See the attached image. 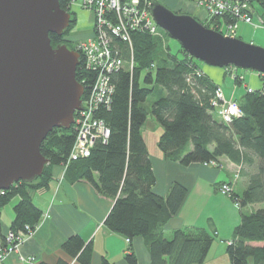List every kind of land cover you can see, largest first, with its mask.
I'll use <instances>...</instances> for the list:
<instances>
[{"label": "trees", "instance_id": "16d2710c", "mask_svg": "<svg viewBox=\"0 0 264 264\" xmlns=\"http://www.w3.org/2000/svg\"><path fill=\"white\" fill-rule=\"evenodd\" d=\"M248 3L253 15L257 8L260 10L258 17L262 20L264 0ZM58 4L69 11V0H58ZM212 22L201 23L211 29ZM49 38L52 45L59 41L54 35ZM132 45V70L125 66L111 75L114 90L109 107L101 108L95 115L107 126L108 138L95 140L89 157L67 163L75 128L54 129L39 148L49 161L42 175L0 192V213L18 198L7 233H3L0 223V253L36 230L42 211L33 204L31 194L48 187L54 167H64L66 182H84L98 195L112 200L104 226L129 242L143 239L149 264H202L214 240L205 229L183 227L174 230L170 238L164 236V226L178 213L187 190L172 183L164 197L153 192L156 180L142 136V128L150 117L162 129L156 146L165 159L189 166L216 165L225 158L237 166L234 178L244 181L242 193L234 194L229 183L219 185H228V198L241 212L226 255L229 264H264V75H258L259 90L246 91L234 101L242 116L226 124L213 105L218 86L201 72L196 60L180 47L176 54H171L169 48L168 52H161L159 41L145 33L132 35ZM118 48L123 59H129L126 48L122 44ZM239 78H234L237 84L242 82ZM75 79L84 88V99L92 80L83 72L81 58ZM150 98L152 101L148 102ZM254 205L260 207L243 212ZM9 233L13 237L10 242L6 237ZM61 250L77 264L91 263V244L78 235L65 240ZM124 260L136 264L131 248Z\"/></svg>", "mask_w": 264, "mask_h": 264}, {"label": "water", "instance_id": "95a60500", "mask_svg": "<svg viewBox=\"0 0 264 264\" xmlns=\"http://www.w3.org/2000/svg\"><path fill=\"white\" fill-rule=\"evenodd\" d=\"M153 22L192 59L264 75V48L206 28L189 14L150 4ZM69 14L58 0H0V192L42 175L49 161L39 151L54 129L69 130L84 88L75 79L79 54L62 37Z\"/></svg>", "mask_w": 264, "mask_h": 264}, {"label": "crops", "instance_id": "0c3cea01", "mask_svg": "<svg viewBox=\"0 0 264 264\" xmlns=\"http://www.w3.org/2000/svg\"><path fill=\"white\" fill-rule=\"evenodd\" d=\"M202 73L206 75L203 71ZM206 73L209 74L208 71ZM206 76L214 83L208 75ZM240 77L242 81L248 80L250 86L256 87V90L261 88L253 76L249 79L246 75ZM257 77L259 79V76ZM224 96L228 101H237L234 98L229 99L228 94ZM155 130L158 135L154 137L155 143L150 151L145 134L146 131ZM159 131L151 120L142 128V136L156 180L153 192L164 197L172 183H179L187 190L178 213L164 226V236L170 238L174 230L183 227L203 228L214 240L202 264H229L226 248L232 240L234 228L240 222L241 212L230 198L219 194L218 187L220 184L229 183L234 194L242 193L244 181L234 178L237 166L225 158L220 159L216 165L181 166L171 162L157 149L156 144L161 134ZM31 199L42 211L40 222L29 237L4 256L1 264H77L61 250L63 242L73 235H78L86 244H91L90 264H128L124 256L129 248L136 258V264H149L143 239L138 237L127 243L126 238L108 231L104 226L112 200L98 195L84 182H66L62 167L52 169L48 187L33 192ZM17 201L18 198H14L6 210L1 209L0 223L3 233L9 230L13 219L12 207ZM258 207L248 206L243 212L250 213Z\"/></svg>", "mask_w": 264, "mask_h": 264}, {"label": "built area", "instance_id": "2783aa9c", "mask_svg": "<svg viewBox=\"0 0 264 264\" xmlns=\"http://www.w3.org/2000/svg\"><path fill=\"white\" fill-rule=\"evenodd\" d=\"M153 1L155 0L69 1V5H76L74 3L77 2L80 9L87 10L93 15L94 35L85 42H79L76 48L81 58L82 70L91 76L92 82L87 95L82 99L81 110L74 116L76 135L67 163L89 157L95 140L105 141L108 138L107 126L95 115L101 108L109 107L114 90L111 75L125 66L128 70H132V35L145 33L158 36L160 34L159 28L150 15L149 8ZM179 1L200 8L205 16L203 21H213L212 28L226 37L235 36L239 23L252 25L253 11L248 0ZM118 44L126 48L129 59H123ZM213 105L219 118L226 124L242 116L237 103L226 100L220 87H217L215 91ZM218 192L222 196L229 197L230 188L224 184L218 188ZM30 235L21 238L18 244L9 248L7 252L0 253V262L7 253L12 252ZM6 237L8 242L13 240L10 233ZM126 242L129 243V240Z\"/></svg>", "mask_w": 264, "mask_h": 264}, {"label": "rangeland", "instance_id": "374dc122", "mask_svg": "<svg viewBox=\"0 0 264 264\" xmlns=\"http://www.w3.org/2000/svg\"><path fill=\"white\" fill-rule=\"evenodd\" d=\"M155 1L161 3L162 5L166 6L170 10L175 11L177 13L189 14L192 17L199 20L200 22H203V19L205 17L203 11L200 8L193 7L192 4H189V3L180 2L179 0H155ZM77 2L74 3L76 5H69L68 12H70L78 20L79 22L78 26L71 33L63 35L66 42L71 43L72 49L73 50L75 49L74 51H76V48L79 42H85L91 39L92 36L94 35L92 31L93 15L87 10L80 9L77 6ZM180 7L182 8L180 9ZM180 10H183V11L181 12ZM259 15H261V13H260V10L257 8L256 14H254L252 17V25L239 23L237 25V30H236L234 37L242 40L245 43H249V44L264 48V22H263L264 16H262V20H263L262 21L258 17ZM212 26L213 24L211 25V27ZM159 33L160 34L158 36H153V37L159 41L161 52L166 53L168 52L167 48H169V51L171 54H176L177 50L180 47L179 44L176 41L169 39L168 36L166 39V37L163 35L165 34V32H162L160 28H159ZM197 65L199 69L201 70V72L203 71L206 75H208L214 81L215 84L220 86L224 95L228 94L229 99L234 98V100L238 101L240 97L246 91L256 90V87L250 86L248 80L242 81V78L240 77V75H246L248 79L251 76H253L259 82V87L261 85V82L259 81L257 77L258 74L250 70H240V69H235L233 67H227L225 69H220L216 67L207 66L199 61H197ZM206 71H208L209 74H207ZM235 76L240 77L239 79L242 81L240 84H237L235 82L234 80ZM151 101H152V98L148 100V102H151ZM150 120L153 122V124H155L156 128L160 130L159 133H161L162 129L150 117L147 119L146 123H148ZM146 123H145V126H146ZM72 126H74V124ZM155 131L153 132L146 131V134H145L148 147H150L149 148L150 151H152V144L154 145L155 143L154 137L158 135L157 131L156 132ZM155 150H157L156 146H155ZM11 203L3 207V211L6 210Z\"/></svg>", "mask_w": 264, "mask_h": 264}, {"label": "flooded vegetation", "instance_id": "af4514ba", "mask_svg": "<svg viewBox=\"0 0 264 264\" xmlns=\"http://www.w3.org/2000/svg\"><path fill=\"white\" fill-rule=\"evenodd\" d=\"M181 8L182 7H180V9ZM180 11L182 12L183 10H180ZM66 13H68L69 16H70V18H69L70 23H69V26H68L65 34H69V33H71L78 26V23L79 22H78V20L70 12H66ZM178 14H184V13H178ZM63 43L66 44L68 47H70L72 49L71 43L70 42H66V40L64 39V36L60 37L59 38V41L57 43H54L53 44V47L56 46V45H58V44H63Z\"/></svg>", "mask_w": 264, "mask_h": 264}]
</instances>
